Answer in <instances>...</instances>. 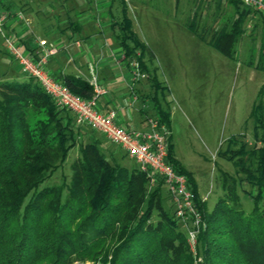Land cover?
Wrapping results in <instances>:
<instances>
[{
	"label": "trees",
	"instance_id": "16d2710c",
	"mask_svg": "<svg viewBox=\"0 0 264 264\" xmlns=\"http://www.w3.org/2000/svg\"><path fill=\"white\" fill-rule=\"evenodd\" d=\"M118 1L119 12L110 10L116 43L126 65L137 62L147 76L150 92L143 97L151 100L153 116L170 131L171 114L157 97L164 87L148 67V47L134 31L126 0ZM229 2L238 9L234 27L222 30L211 44L231 58L254 11L238 0ZM3 9L9 12L5 23L17 21L10 7ZM254 13L264 19V14ZM80 29L79 21L69 18L61 35L46 37L56 44L64 38L66 45L77 41ZM11 33L25 56L40 59V50L15 29ZM58 48L50 60L62 51ZM47 70L73 95L94 97L86 78L54 72L50 61ZM260 70L264 72V57ZM259 109L255 106L251 117L264 126ZM32 112L45 114L47 120L31 125ZM260 127H255L257 140ZM98 133L78 125L74 114L59 108L21 68L18 75L0 80V264H264V134L253 148L241 137L229 140L227 160L236 172L222 173L224 196L212 210L200 196L194 175L175 157L169 135L167 162L187 179L202 218L193 251L188 233L192 225L184 226L176 217L165 179L157 175L151 183L152 177L125 152L107 154ZM73 151L79 157L71 165L70 180L63 176L59 184H51ZM242 193L250 210L242 206Z\"/></svg>",
	"mask_w": 264,
	"mask_h": 264
},
{
	"label": "rangeland",
	"instance_id": "374dc122",
	"mask_svg": "<svg viewBox=\"0 0 264 264\" xmlns=\"http://www.w3.org/2000/svg\"><path fill=\"white\" fill-rule=\"evenodd\" d=\"M54 1L37 4L36 0H0V9L10 7L13 14H22L32 22L27 30L22 22L8 20L4 23L8 29L3 26L0 30V80L16 76L22 69L7 47L6 40L11 37L14 40L12 24L22 28V39L38 50H41L37 47L38 41H46L55 47L62 46L60 53L63 54L73 47L80 48L81 41L65 45L62 37L57 44L52 43V37H46L43 31L65 29L69 18L79 22L94 20V26L98 27L111 26L110 10H120L118 0H62L64 8L69 10L59 13L62 6ZM126 4L134 31L148 47V67L164 87L158 90L157 97L171 114V144L175 157L194 175L200 196L212 210L224 196L222 173L235 176L236 172L233 163L227 160L229 140L241 137L253 148L260 144L264 134L261 122L251 117L254 107L260 106L264 122V72L260 70L264 57V19L253 12L233 48L235 53L229 58L211 44L222 30L230 31L234 27L238 9L229 0H126ZM41 10L49 13L44 17ZM2 16L0 14V19ZM111 32L109 37L114 36L115 32L113 36ZM16 43L22 48L21 43ZM82 68L84 76L90 79V67ZM135 85L138 89L131 91L134 98L130 104L140 102L139 99L145 101L142 108L147 112L148 125L149 118H155L153 103L143 97L150 92L149 84L145 78ZM32 114L31 125L47 120L43 113ZM256 126H262L257 133L259 140L254 136ZM98 136L107 154L124 153L107 142L102 134ZM78 157V152L73 151L65 167L57 170L50 183L59 184L63 176L69 181L71 165ZM241 199L242 206L250 210L252 205L243 193Z\"/></svg>",
	"mask_w": 264,
	"mask_h": 264
},
{
	"label": "built area",
	"instance_id": "2783aa9c",
	"mask_svg": "<svg viewBox=\"0 0 264 264\" xmlns=\"http://www.w3.org/2000/svg\"><path fill=\"white\" fill-rule=\"evenodd\" d=\"M238 1L254 12L264 14V0ZM17 20L22 22L27 30H30L31 22L22 14H17ZM4 23L5 19L1 18L0 30L3 29ZM11 38L6 40L8 50L21 65L23 73L33 77L59 108L71 111L78 125L96 130L111 144L122 149L139 166L141 171L152 177L151 183H154L157 175L165 179L175 206L176 217L184 226H189V222L192 225L188 232L189 243L192 250L195 251L202 218L194 202V196L189 190L187 179L185 176L177 174L167 162L168 137L170 135L167 127L156 118H149L146 130L127 131L118 123V112L112 110L104 113L99 109L98 99L106 95L107 92L100 86L93 66H90L89 84L94 89V97L91 100H83L58 83L47 70L49 58L58 52V47L48 44L46 41H38L37 47L41 49L42 55L40 59L34 61L25 56L21 46ZM131 67L133 69L132 82L147 78L140 71L137 62H133Z\"/></svg>",
	"mask_w": 264,
	"mask_h": 264
},
{
	"label": "crops",
	"instance_id": "0c3cea01",
	"mask_svg": "<svg viewBox=\"0 0 264 264\" xmlns=\"http://www.w3.org/2000/svg\"><path fill=\"white\" fill-rule=\"evenodd\" d=\"M42 1L44 2L49 0H36L35 3L40 4ZM55 1L62 6L59 13L67 12L69 10L64 8L62 5L64 0ZM67 1L78 2L79 0H65V2ZM27 8L29 7H25V9ZM40 12L44 17L49 13L48 10L46 14H44L42 10ZM10 13H12L11 10ZM0 14H3L2 18L6 21L9 12L1 8ZM38 19L40 21L41 17H38ZM79 23L81 25V29L80 32L77 33L79 34V37L76 40L81 41V47H73L70 51H68V53H59L56 57L52 58L50 60L51 70L54 72H62L64 74L71 73L79 75L89 80L87 76H84L82 67L88 70V67L93 65L96 70L100 86L107 92L106 95L98 99L99 109L104 113L112 110L118 112V123L127 131L146 130L148 127L146 122L147 117L142 115L141 112V110L144 111L142 108V102L144 100L139 99L138 97L137 99L141 100L140 102L136 101L134 104H130L134 98L131 95V91L133 89H138L135 83L140 82V80L132 82L133 69L128 67L124 62L123 52L116 43L115 36L112 34L114 33L113 29L108 25H104L102 27L94 26V20H85L84 22ZM15 26L12 24V28L15 29L20 38H23L22 28ZM65 29L62 28L61 30H57V28H53L52 30H46L43 32L48 35H55L58 31L61 32ZM110 31H112L111 34L113 37H109L108 33L110 34ZM66 34L72 35V31L67 29ZM51 42L53 43V41ZM67 65H71L72 68H68Z\"/></svg>",
	"mask_w": 264,
	"mask_h": 264
}]
</instances>
